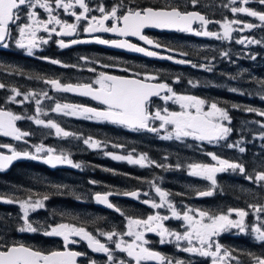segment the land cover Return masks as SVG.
<instances>
[{"label": "snow or ice", "instance_id": "snow-or-ice-1", "mask_svg": "<svg viewBox=\"0 0 264 264\" xmlns=\"http://www.w3.org/2000/svg\"><path fill=\"white\" fill-rule=\"evenodd\" d=\"M252 0H228L223 4L224 8L230 10L232 14H245L248 17L256 18L260 23L255 24L240 19L224 18L223 21H213L199 11L182 10L178 4H168L165 7H127L124 0L111 8H106L103 3H98L95 8L91 7L86 0H0V47L8 48V40L14 39L17 48L26 49L28 55H33V49L40 47L41 44H48L49 39L38 36L41 31L57 37H72L77 34L78 29L84 33H113L119 37H137L144 44L155 48H164L158 41L150 39L144 34L146 28H156L162 30H173L181 33H190L198 37H209L221 41H232L234 32H243L245 29L264 26V10H257L248 7ZM261 6H264V0H255ZM189 3L196 7L199 0H189ZM39 10H43L46 16ZM61 11L64 14L74 18L75 22H69L62 19ZM98 12L99 16L92 13ZM83 22V23H82ZM110 22V23H109ZM216 23L220 26V31H211L209 24ZM198 24L199 27H193ZM237 26V27H234ZM15 30L17 36H13ZM95 43L109 45L111 47L127 49L136 53H143L148 57H158L161 59L173 60L178 64H190L193 68H203L205 71H213L210 64L197 65L191 60L175 59L173 56H162L156 51H151L145 47L129 42L127 39L107 40L99 36H93ZM89 41L72 39L66 42L63 39L57 41L58 46L63 49L70 45L85 43ZM235 43L261 44L264 41L255 38H237ZM166 51H175L173 48H166ZM180 55L187 56L188 53L181 52ZM222 58H229V52L222 51ZM250 59L255 60L256 56L251 55ZM53 65L62 62L43 57ZM85 59V58H81ZM215 59V57H213ZM67 67L68 65H64ZM76 67V65H72ZM110 67V65H104ZM96 72L95 68L88 69ZM15 71H19L18 69ZM127 72L129 69H123ZM20 74H23L22 72ZM33 78V77H30ZM45 84L51 86L53 90L61 93H74L83 97H90L97 101L103 107H91L83 104L55 102L51 108L52 112L64 116H72L84 120L98 122H107L113 125H119L133 132H149L156 134L162 140H177L183 142L191 138L194 141L207 142V144L220 145L228 149L237 150L243 154L246 152L244 138L228 142L234 129L231 126L232 117L227 107L220 105L218 101H209L193 95L178 94L167 82L158 81V77L152 74L134 73L131 76H117L107 72H99L96 78L89 83H62L57 78H43ZM237 79V77H231ZM176 77L174 82H179ZM190 85L196 86L193 81H188ZM260 89L256 93L261 100H264V80H257ZM6 88L4 83H0V89ZM230 92L245 95L246 93L239 88L231 87ZM12 96L8 98L11 103H23L30 98L35 101V116H22L10 110L0 108V136L12 137L15 140H21L24 136L30 135L28 132H22L16 122L21 119L34 120L35 124L42 125L55 130L57 136L73 137L82 139L83 144L89 149L102 150L108 146V141H100L92 136L81 137L76 133L66 131L57 122L49 119L47 121L40 119V115L48 113L41 107L42 100L39 97L48 100H54L47 91L39 93L29 92L21 93L17 88H12ZM251 95V93H248ZM23 96L22 101H17L16 97ZM159 98L165 104L169 101L179 105L180 111L170 110L168 107H155L153 111L152 98ZM232 109L241 110L247 113H255L264 118V109L251 106L241 107L238 104H232ZM159 122L158 126L156 122ZM246 123H255L261 129H264V120L251 121ZM163 132V135L160 133ZM258 137L264 140V131L258 134ZM35 152L27 150L21 151L7 144H0V148H7L10 154L0 152V172L7 170L15 161L21 159L41 160L43 163L55 168L59 165H68L73 168H81L80 163L71 159L69 153H57L53 148H45L42 144L36 145ZM114 148L123 149V144H112ZM135 149H132L126 155L116 154L105 151L104 155L111 157L116 161H126L128 164L137 165L141 168L163 167L168 169L172 166L159 164L150 159L147 153L133 155ZM45 153V155H40ZM215 163L192 162L187 164V173L189 176L201 178L210 182V187L206 190H197L196 195L200 197L212 196L219 187L217 183V174L231 171L239 173L250 182L264 187V170L255 171L254 174L248 173L244 163L239 160H229L220 155L208 152ZM182 165L177 163L175 168L179 169ZM90 183H96L90 181ZM159 196V202L145 199L142 202L150 205L153 209L164 208L165 206L171 212V218L183 222V231H176L168 228L164 221L170 219L168 215H161L159 212L150 214L146 218L127 217V230L123 233L112 231H99V235L106 238L108 242L115 245V249L127 254V257L134 264H142L145 261H155L157 264H191L190 261L173 260L162 255L146 245L149 241L145 238L146 233H156L159 236V242L177 244L180 251L211 258V264H241L239 258L233 255L232 249L225 248L218 239L223 233H229L236 230L235 234L251 235L254 240L264 246V204H248V209L229 208L227 212L213 213L208 210L186 207L184 211H178L175 204L169 199L171 193L163 190L157 184L149 181ZM59 191L66 187L65 185H54ZM113 192L96 193L94 199L97 203L106 205L110 209L124 213L119 207L110 202L109 197ZM121 194V193H116ZM122 195L139 199L140 191L123 192ZM144 196L149 193L144 192ZM49 199L47 194H43L40 199H33V194L29 192L28 197L21 199L18 197H5L0 195V202L7 204H18L21 210L22 224L16 229L24 233H37L41 229L34 226L30 220V213L45 207V201ZM79 199V197H77ZM252 215L253 221L249 222L247 218ZM44 236L60 237L63 240L64 250L41 251L28 246L24 243L0 242V264H78V257L86 256V253L71 250L69 245L79 243L80 240L86 241L88 247L96 253H104L107 256L109 264H129L128 261H115L113 250L106 243L101 242L96 236L87 231L84 227H77L71 223H59L50 225L48 229L43 230ZM124 236L132 237L131 241H126ZM115 238V239H114ZM180 242H186V245L180 247ZM253 264H264V255H255L246 253ZM89 264H97L95 260H90Z\"/></svg>", "mask_w": 264, "mask_h": 264}, {"label": "flooded vegetation", "instance_id": "flooded-vegetation-1", "mask_svg": "<svg viewBox=\"0 0 264 264\" xmlns=\"http://www.w3.org/2000/svg\"><path fill=\"white\" fill-rule=\"evenodd\" d=\"M87 3L93 8L98 3H103L106 8H111V6L117 4L119 0H86ZM228 3V0H199V3L196 7H193L189 0H124V4L127 7H165L168 4H178L182 10L186 11H199L202 14L206 15L209 19L213 21H223L224 18L228 19H240L243 21L252 22L255 24H259L260 22L256 18L248 17L245 14H232L229 9L224 8L223 4ZM248 7L257 9V10H264V6L259 5L255 2V0H252V2L247 5ZM42 15L46 16L45 13H43V10H39ZM94 15L99 16L98 12L92 13ZM61 17L62 19L68 20L69 22H75L74 18L68 16L67 14H64L61 11ZM83 23V22H82ZM110 23V22H109ZM193 27H199L198 24H194ZM237 27V26H234ZM209 30L211 31H220V26L216 23H212L208 25ZM144 34L147 35L150 39H153L154 41L160 42L162 45H164V48H155L153 46H149L144 44L143 41H140L137 37H119L113 33H94V34H87L82 31V29H78V32L76 35L72 37H57L55 34L51 35V38H49V34L40 32L38 33V36L44 37L46 39H49L48 44L45 48H47L46 51L41 52L43 55H47L48 58H50V55L54 59H60L61 64H58L56 66V73L55 77L57 79H62V83H89L93 81L99 72H107L112 75L117 76H131L134 73L132 72H139L141 74H152L156 75L158 77V81L153 82H167L170 86L173 87L174 91H178V93L183 94V90L181 89L183 87V83H178V87H176V84L173 82L175 81L176 77H179L181 81L185 79V81H188L187 73L193 74L194 71L197 73V68L191 67V65L183 66L179 65L176 66L175 64L168 61V59H150L146 58L140 55L131 54L126 51V49H120L111 47L109 45H103L99 43H95L93 41V36H99L103 39L107 40H119V39H127L129 42L137 44L139 46L145 47L151 51H156L160 53L162 56H173L178 59H185V60H191L193 63L194 61L203 55L207 53H211L215 57V60H244V59H250L249 57L251 55H255L256 59H260L264 57L262 55L261 50L258 47H249L250 44H237L235 43V39L237 38H255L257 40H261L264 38V26L253 28L251 30L245 29L243 32H234L233 40L232 41H221L216 40L214 38L209 37H198L190 33H181L177 31H168V30H162V29H156V28H146L144 29ZM13 36L16 37L17 34L15 30L13 31ZM63 39L66 42L71 41L72 39H79L84 41H89L85 43H78L74 45H70L67 48L61 49L58 46L57 41ZM9 43L8 48L0 47V50H6L10 48H16L15 47V40L11 39L7 41ZM211 44L218 45L215 49L213 46L210 47ZM45 45V44H41ZM201 45V48L199 50V46ZM166 48H173L175 51L169 52L166 51ZM215 50V52H214ZM222 51L229 52V58H222L220 53ZM181 52L188 53L187 56L180 55ZM206 52V53H205ZM38 53V52H37ZM25 57H30L33 59L38 60V56L28 55L24 54ZM85 59H81V58ZM51 64V63H50ZM82 64V65H81ZM134 64V66L132 65ZM52 65V64H51ZM64 65H68L65 67ZM72 65L82 66L81 72L85 73V76H80L77 73L73 72V69L75 67H72ZM104 65H110V67H104ZM139 65H142L141 67ZM53 66V65H52ZM95 67L96 72H91L88 69ZM167 66H170L169 68ZM123 69H129V71L125 72ZM61 70V73L59 72ZM135 70V71H134ZM132 71V72H130ZM199 71V70H198ZM171 76L169 79H167V75ZM193 78V77H192ZM191 78V79H192ZM64 79V80H63ZM179 80V81H180ZM184 81V85H185ZM186 95H192L191 91L187 90ZM66 99L64 101H61V103H74V104H83L91 107H103L100 105L97 101L92 100L90 97H83L80 95H76L74 93H64ZM197 95V93H196ZM194 96V95H193ZM198 96V95H197ZM153 103V111L155 107H168V108H176V105L171 103L170 101L165 104L162 100L159 98H152ZM76 121L82 122V124H86L87 127L83 128V131L81 135L87 136H93L94 133H98L96 135V138L100 139L101 141H108V145H110L109 148L113 152H119L123 155H126L128 152H130L132 149H135L136 144H143L142 142H146L147 145H150L152 141L155 143H158L159 145H166L170 144L172 141H160L161 139H158V136L153 133L149 132H133L126 128H123L119 125H113L107 122H98V121H92V120H84V119H76ZM17 127L22 131L19 123L16 122ZM92 129L94 131H90L88 133V129ZM52 131V130H51ZM36 132V131H35ZM50 132V131H49ZM55 131L50 132V139H52V143L55 141ZM38 142V141H37ZM51 143V144H52ZM178 143V141H176ZM195 143H198V145L208 152H216L218 149L212 146L213 144H207V142H199L195 141ZM0 144H7L12 146L13 148H16L17 150H27L30 152H35L36 141H34L30 136H24L21 140H15L10 139L5 136H0ZM51 144H47L48 146H45V148H53ZM112 144H123L127 145L125 148H114L112 147ZM50 146V147H49ZM177 150V148H176ZM215 150V151H214ZM0 151L5 154H10L9 150L7 148H0ZM76 156V160H80L82 162L81 168H62V167H51L50 165H47L43 163L41 160H31V159H21L17 161L15 164H13L9 169L0 172L2 174V177L7 180L8 177L15 178L19 176L17 174L14 176L11 173V169L15 168L18 165L21 164H30L31 167L42 169L48 172L47 182L42 181V184H47L48 188V196L49 199L47 200L48 204L55 203L53 201L54 198H57L59 201L66 202L68 205H70L71 202V185L75 184V181L71 180V171L73 173L81 174L84 178V182L86 181H93V180H103L100 175L104 176L107 181H103L106 185H100L103 187H108L106 189L97 187V192L100 193H107V192H113L114 194L110 196V201L113 203L116 207H119L121 211L124 213L121 215L120 212L115 211V209H105L101 207L99 204H94L95 207H98L100 210L107 211V216L109 220H105L102 222L103 227H85L87 231L92 233L94 236H96L98 239L101 240V242L106 243L107 246L113 250V256L116 262L120 260L128 261L129 264H134V261H131L129 257H127V254L124 252H120L119 250L115 249V245L111 242H108L105 237L99 235V231H112L115 230L117 232H125L127 230V217L132 218H146L150 214H155L159 212L161 215H168L170 217L169 220L164 221L165 225L173 230L176 231H183L182 224L183 222L180 220H176L174 218H171V212L168 210V208L165 206L164 208L160 209H153L150 207V205L144 204L142 201L145 199L155 200L156 202H159V196H156L154 188L150 185L149 181H152L156 183L158 180L156 179L157 174L161 175L162 168L158 167L157 174H153L152 171H154V166L152 168L145 167L141 168L137 165H131L128 164L126 161H116L113 160L111 157H104L100 154L101 151L99 150H93V149H85L82 146L80 147H73L72 150ZM160 154H155V156L158 159L166 160V151L165 150H158ZM57 153L60 151L56 150ZM136 152H139L136 150ZM205 152V156L207 155ZM148 153V152H145ZM151 153V152H150ZM118 154V153H117ZM40 155H45V153H41ZM149 158L151 159L150 155ZM178 159V154H177ZM98 163L94 169L88 164V163ZM167 163V162H166ZM121 169H128V170H121ZM11 170V171H10ZM8 171V172H7ZM127 171V173L125 172ZM111 174V175H110ZM114 178L110 177L113 176ZM136 176V179L134 178H128V179H121L123 176ZM106 177L110 178L111 180H108ZM80 178H77L78 180ZM82 179V178H81ZM156 179V180H155ZM70 181V182H69ZM66 182H69V185L66 188H62L61 190H57L54 185H65ZM183 182L185 180L183 179ZM192 182L195 183V180ZM73 183V184H72ZM83 183V182H82ZM167 190L169 189L174 199V204L177 207L178 211H184V208L186 206L180 207L179 205L188 204L187 207L197 208V209H203L208 210L213 213H219L221 211L227 212L229 208H232L230 203L231 196L229 195V186L227 184V181H221L219 180V177L217 179L218 188L214 192L212 196L208 197H200L195 194V191L192 192V195L189 194H183L178 195V185L173 187L170 185V181L163 182ZM210 185V182L204 179H198L197 185ZM37 185H40V182H36L34 187ZM123 185V186H122ZM224 186V187H223ZM74 188V186H73ZM176 188V189H175ZM105 190V191H100ZM139 190L141 195L139 199L132 198L129 196L122 195L123 192L128 191H135ZM166 191V190H165ZM147 192L149 193L148 196H144L143 193ZM121 193V194H116ZM38 194V193H37ZM195 194V195H194ZM5 197H8V195L3 192L2 194ZM40 196L34 197L38 198ZM27 197L21 198L25 199ZM78 202H81L83 204H86V201H84L82 198L78 200ZM2 207L4 209H7V207H10L8 210L3 212L2 218L4 220H8L5 222H2L3 224V231L7 232V227L13 228V226H16V229L22 224V220L20 219L22 213L19 208L18 204H7L0 202ZM261 204H264V200ZM66 207H63L65 210V214L63 217H53L50 216L51 214H44V216H50L49 220L46 222H42V225L45 227L42 229L41 232H37L35 234L34 242L35 245L31 246L33 248L39 249L41 251H52V250H64L63 240L60 237H48L44 236L43 230L48 229L50 225L54 226L55 224L59 223H68V218L71 217V211ZM48 213H51L48 211ZM56 219V220H55ZM78 227V226H77ZM42 228V227H41ZM9 230L10 233H14L15 235L21 234V232L17 230ZM244 236L235 235V233H223L221 236L215 238L218 239V241L228 249H232L233 255L237 256L240 260V262L243 264L245 263V259L243 257H239L236 254V251L240 249V239L246 238ZM145 238L149 241V244L146 245L147 247L160 252L162 255L171 258L173 260H183V261H190L191 264H211V258H205L200 256H194L189 253H185L183 251H180L179 247H177V244L175 242L173 243H164L161 244L159 242V236L156 233H146ZM74 239L79 240V243L69 245V248L74 251L86 253V256L78 257V264H89L90 260H95L97 264H109L107 260V256L104 253H96L93 252L87 245L86 241L80 240L78 237H74ZM115 239V238H114ZM124 239L126 241H131L133 238L124 236ZM186 244L180 243V247L185 246ZM231 263H235V261H232ZM142 264H157L155 261H145L142 262Z\"/></svg>", "mask_w": 264, "mask_h": 264}, {"label": "trees", "instance_id": "trees-1", "mask_svg": "<svg viewBox=\"0 0 264 264\" xmlns=\"http://www.w3.org/2000/svg\"><path fill=\"white\" fill-rule=\"evenodd\" d=\"M261 50V49H260ZM262 55L264 56V49L261 50ZM53 65V64H52ZM48 60L43 58H39L38 60L25 57L17 48H10L6 50H0V73H6L7 77L13 76L15 79H26L28 77L33 76V78L29 81L30 84L35 83L34 77H43L47 78L53 72H55L56 66H52ZM168 68L170 66H167ZM19 71H15V70ZM23 74H20V73ZM199 72V71H198ZM18 75V76H17ZM189 76V75H187ZM21 77V78H20ZM171 77L168 73L167 79ZM203 77V76H200ZM231 77H237V79H232ZM227 79L234 80V84L226 82ZM41 80V79H39ZM202 83H200L199 88L197 89V95L203 99L209 101H218L221 106L227 107L230 110V115L232 117V124L234 131L230 136V141H236L243 136L244 145L246 147V152L241 154L237 150L234 149H224L226 150L223 154V157L229 160H239L244 163L248 173L254 174L255 171L264 170V140L258 137V134L264 129H261L259 125L255 123H246L257 120H264V118L257 116L255 113H247L241 110L232 109V104H238L241 107H255L259 109H264V100H261L258 96L254 97V93H257L260 89V85L256 83L257 80H264V57L260 59H244L240 60H220V64L217 68H215L211 73H206L204 78L200 79ZM45 83L42 81L36 86L42 87ZM231 87H241L244 88L245 95H240L239 93L230 92L228 89ZM5 90H9L7 87ZM250 90H252V94L249 95ZM8 91L0 92V108H4L8 110L10 107V103L8 100ZM71 125L69 128L77 133H82L83 128L87 127L86 124H82L80 121H71ZM21 129L22 125L19 123ZM29 132H32V138H35L34 141H43L46 144H51L52 139L48 137L43 131H34V128L24 129ZM88 133L90 131H94L92 129L86 130ZM40 132V133H38ZM98 133H94L93 137H96ZM106 141V139H104ZM143 144H136L135 150L140 152H148L151 159L156 161L159 164L170 165L168 160L158 159L155 154H157L156 150H165L167 153H176L177 146H169L159 145L158 143L151 142L150 145H147L146 142H142ZM192 145L189 146H199L198 143L191 141ZM127 146V145H126ZM216 150V149H215ZM214 150V151H215ZM151 152V153H150ZM217 152V151H216ZM158 155V154H157ZM167 162V163H166ZM93 169L97 166L98 163H88ZM158 167L155 166L154 171L152 173L155 175L158 172ZM12 170V171H11ZM11 173L16 176L15 178L8 177L5 180L0 173V195L5 192L8 197H18L24 198L28 197L29 192L32 189V185L36 182H40V185H37L35 188L38 189V194L41 196L43 194H48L47 184H42V181L47 182L48 172L42 169L33 168L30 164H21L11 169ZM128 170V169H121ZM8 172V171H7ZM127 173V171H125ZM71 180L75 181L77 178H82L81 182H84V178L81 174L73 173L71 171ZM111 175V174H110ZM158 175V174H157ZM130 176V175H129ZM114 178L113 176H110ZM108 180L110 178L106 177ZM134 178L136 176H123L121 179ZM219 180L227 181L229 186V195L230 205L232 208H244L248 209V204H261L264 200V187L260 185L250 182L244 178V176L240 175L238 172L235 174H222L219 176ZM35 181V183H34ZM34 183L31 185V183ZM123 186V185H122ZM34 187V186H33ZM103 187V186H102ZM224 187V186H223ZM108 190V187H103ZM249 191H252L249 193ZM33 197L39 196L35 194V190L33 189ZM80 196L76 195V189L71 185V202L68 205L64 201H60L63 204V207H66L71 211V217L68 218V223L74 224L78 227H103L102 222L105 220H109L107 216V211L100 210L98 207H95L94 204L87 203L83 204L78 202ZM4 209L0 203V242L11 243H24L28 246H34L35 242L32 239V236L27 235L26 233H21L19 235H15L14 233H10L9 230H15L16 226L13 228L7 227V232L3 231L2 222L8 221L2 218L3 212L8 210ZM65 208V209H66ZM63 208H56L55 203L49 205V212L54 213V217H63L64 215ZM56 220V219H55ZM246 238L240 239V249L236 251V254L239 257H243L245 259L246 264L253 263L252 259L246 255V253H254L255 255H264V246H261L260 243L256 242L251 236H245Z\"/></svg>", "mask_w": 264, "mask_h": 264}, {"label": "rangeland", "instance_id": "rangeland-1", "mask_svg": "<svg viewBox=\"0 0 264 264\" xmlns=\"http://www.w3.org/2000/svg\"><path fill=\"white\" fill-rule=\"evenodd\" d=\"M247 37H249V36H247ZM261 41H264V38H262ZM46 46L47 45H40V47H38L36 49H33V56H38L39 58L48 57L47 55H43V53L41 54V52H44V51L47 50V48H45ZM211 46H213L214 49H215L218 45L211 44L210 47ZM254 46L258 47L259 49H264V43H261V44H250L249 45V47H254ZM15 47H16V45H15ZM200 48H201V45L199 46V50H200ZM17 49L22 51V53L27 54L26 49H20V48H17ZM214 52H215V50H214ZM209 55H213V54L207 53V54L203 55L202 57L196 59L194 62L197 65L210 64V65L213 66V70H214L215 68H217L219 66L220 60L217 61V60L213 59V56H209ZM50 58H52L51 55H50ZM58 60L61 61L60 59H58ZM240 61H243V60H240ZM132 65L134 66V64H132ZM139 66L141 67L142 65H139ZM92 68H95V67L92 66ZM82 69H83L82 66H77V69L75 67L73 69V72L77 73V71H78V75L85 76V73L81 72ZM197 69L199 70V72L197 70V73H196V71H194L193 74L187 73V75H189V76H187L188 81H190V80L193 81L196 84V86L190 85L188 83V81H185V79L183 81L180 80L178 82L179 84H180V82L183 83V87L181 88L183 90V92H182L183 94L186 95L188 93L187 90H189V91H191L192 95L197 96L196 95V93H197L196 91L199 88L200 83H202V81L200 79L204 78V75H206V73H211L212 72V71H210V72L209 71H205L203 68H199V67H197ZM59 72L61 73V70ZM130 72H132V71H130ZM55 73L56 72H53V74H51L47 78H54L55 77ZM132 73H135V72H132ZM200 76H203V77H200ZM31 77H33V76H31ZM31 79L32 78H30V77H28L26 79H15V78H13V76L7 77L6 73L1 72L0 73V83H4L9 90H5L6 88H4V89H0V92L3 93L5 91H8L7 93H9L8 94V98H9L10 96L13 95V93L11 92L12 88H17L19 91H21V93H25V94L29 93V92L39 93L42 90L43 91H47L49 96L53 97L54 100H48V99H44L42 97H39L42 100L41 107H43L44 110L48 113L47 115L41 114L40 115V119L45 120V121L51 119V120L57 122L66 131L74 133V131H72L69 128V126L72 124L71 121H76V119L78 120V119H81V118L72 117V116H64L62 114H57V113L51 111V108L54 106L55 102H57V101L61 102V101H64L66 99L64 93L56 92L48 84H45L42 87L36 86V84L40 83L41 81H42V83H44L43 80L35 79V83L30 84L29 81ZM61 81H62V79H61ZM184 81H185V85H184ZM226 82L228 83V85H230V83L234 84V80L227 79ZM173 83L176 84V87H178V83L177 82H173ZM238 88L241 89L242 91H244L243 90L244 88H241V87H238ZM176 92L178 93V91H176ZM250 93L252 94V90H250ZM178 94H181V93H178ZM256 96H258V95L256 93H254V97H256ZM197 97H199V96H197ZM8 98L6 100H8ZM16 100L17 101H22L23 100V96L16 97ZM9 103H10V107H8V110H10V111H12V112H14L16 114H19V115H22V116H35L36 115V112H35V108H36L35 101L32 100L31 98L28 101H24L22 104L21 103H11V102H9ZM175 105H176L177 109L176 108H169V109L173 110V111H180L179 105H177V104H175ZM154 110H155V108H154ZM17 123H21L22 128H23L22 132H28V133H30V135H32V132H29V131L24 130V129H30V128L32 129V128H34V131H43V130H45L43 132L48 137H50V132L55 131L54 129L47 128V127H44L42 125L35 124L34 120L21 119V120L17 121ZM158 124H159V122L157 121L156 125L158 126ZM38 133H40V132H38ZM75 133L80 135L81 137H86L85 135L82 136L80 133H77V132H75ZM163 134H164L163 132L160 133V135H163ZM54 136H55L56 139L51 144L52 147H54L55 150H58L60 152L63 151V152L69 153L70 156H71V159L74 162H76V163H80L81 166H82V162L80 160H76V158H75L76 154L72 150H73V147H80V146H82L85 149H89L86 145L83 144V140L82 139H75L73 137L57 136L56 134ZM32 137L33 136H30V138H32ZM93 138L98 139L96 137H93ZM32 139L34 140L35 138H32ZM158 139H160V138L158 137ZM230 139H231V137H229L228 142H231ZM98 140H100V139H98ZM160 141H163V140L161 139ZM164 141H172L169 146H177V150H176V153H173V154L166 152V156H167L166 160H168V163L172 164V167H170L168 169L160 167V168H162V172H161V175H157L158 177H156V179L158 181L155 184H157L163 190H166L167 192L172 194V192L169 189L167 190V188L165 187V185L163 183L164 181H166V182L170 181V185H172L173 187L178 185V188H179L178 189V191H179L178 195L179 196L183 195L184 193L192 195L193 191H195V194H196L197 190H206V189H208L210 187V185H208V186L201 185V184L197 185L198 179H201V178L189 176L188 173H187V167H186L187 164L192 163V162L215 163L214 161L211 160L210 156H208V155L205 156V152H208V151L205 150L204 148L200 147V146H189V145H192V143H190V142L194 141L191 138L185 139L183 142L178 141V143H176L177 140H175V139H173V140H164ZM223 143L224 142H221L220 145H212L215 149L216 148L218 149L217 152H213V153H216V154L220 155L221 157H223V155H221V154H223L226 151L224 149H228V148L222 146ZM36 144L37 145H41L42 144L44 147L48 146L43 141H38V142H36ZM109 147H110V145H108L106 148H103L102 150H99V151H101L100 154L102 156H104V157H109V156H105L104 155L105 151L116 153V154L117 153L118 154H122V153H119V152H113L111 150V148H109ZM157 152H158V154H160L159 151H157ZM140 153H145V152H140ZM140 153L135 151L133 153V155L136 156V155H138ZM177 154H178V159H177ZM147 155L149 157L148 153H147ZM223 158H225V157H223ZM177 163L181 164L182 167L179 168V169L175 168V165ZM153 166L155 167V165H152V166H150V168H152ZM225 173L226 174H235V173H233L231 171H228V172H225ZM222 174H224V173L217 174V179ZM100 177L103 180H93L96 183H90V181H86V182L82 183L81 179L75 180V184H73V183L72 184L74 186V189H76V195L80 196L87 203L95 204L96 202L94 200V194L97 191V187L103 188L100 185H106V184L103 183V181H107L103 175L102 176L100 175ZM183 179L185 180V182H183ZM193 180H195V183L192 182ZM69 182H66V184H65L66 187L69 185ZM34 183H35V181H34ZM34 183L32 182L31 185L34 184ZM66 187H64V188H66ZM33 189L35 190V194H37L39 188H35V187L32 186V189H31L30 192H33ZM100 191H105V190H100ZM251 192L252 191H249V193H251ZM38 195L40 197H38V198H34L33 197V199L42 198V196L40 194H38ZM156 196H158V195L156 194ZM171 196L172 197H174V196H173V194L169 196V199L173 202L174 199ZM53 201H55L56 208H59V209L63 208V204L60 203L61 200L59 201L57 198H54ZM63 201H65V200H63ZM52 204H54V203H52ZM187 205L188 204L179 205V206L180 207H183V206L187 207ZM186 207L184 208V210L186 209ZM247 210L250 213L252 211L251 209H247ZM48 211H49V204H48V202L46 200L44 208L38 209L35 212L30 213V220L34 222V226H38L41 229L39 232H41L42 229L45 227L44 225H42V222L43 223L46 222L47 220L50 219L49 218L50 216L54 217V215H55L52 212L48 213ZM44 214H46V215L47 214H51V215L50 216L49 215L48 216H44ZM64 214H65V212H64ZM247 220L249 222H252L253 221V216L250 215L247 218ZM24 233H26L27 235L32 236V239L35 237V234H37V233H27V232H24ZM230 233H236V230H233ZM235 235L244 236L245 234H235ZM246 236H251V235H246ZM180 243L186 244V242H180ZM231 264H236V262L235 263H231ZM241 264H243V262ZM244 264H246V263H244ZM251 264H253V263H251Z\"/></svg>", "mask_w": 264, "mask_h": 264}, {"label": "water", "instance_id": "water-1", "mask_svg": "<svg viewBox=\"0 0 264 264\" xmlns=\"http://www.w3.org/2000/svg\"><path fill=\"white\" fill-rule=\"evenodd\" d=\"M168 31H173V30H168ZM126 51L128 52V53H131V54H136V55H140V56H143V57H146V58H150V59H152V60H154V59H159L158 57H148V56H145L143 53H136V52H132V51H129V50H127L126 49ZM175 59H178V58H175ZM168 61H170L171 63H173V64H175V65H184V66H187V65H189V64H178V63H175L173 60H168ZM76 95H78V94H76ZM17 126V125H16ZM7 138H10V139H14V138H12V137H7ZM1 152V151H0ZM17 161H19V160H17ZM17 161H15L13 164H15ZM12 164V165H13ZM11 165V166H12ZM10 166V167H11ZM9 167V168H10ZM57 167H62V168H70L71 166H68V165H59V166H57ZM8 168V169H9ZM101 194H103V193H101ZM109 200H110V197H109ZM111 202V201H110ZM99 204V203H98ZM101 207H103V208H105V209H110V208H108L106 205H103V204H99ZM114 209V208H113Z\"/></svg>", "mask_w": 264, "mask_h": 264}]
</instances>
